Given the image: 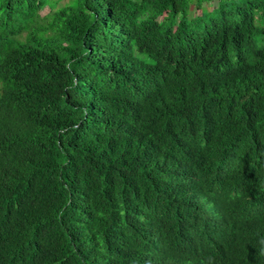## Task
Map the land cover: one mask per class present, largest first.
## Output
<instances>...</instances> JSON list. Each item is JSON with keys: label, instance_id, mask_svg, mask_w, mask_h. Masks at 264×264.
Returning a JSON list of instances; mask_svg holds the SVG:
<instances>
[{"label": "trees", "instance_id": "obj_1", "mask_svg": "<svg viewBox=\"0 0 264 264\" xmlns=\"http://www.w3.org/2000/svg\"><path fill=\"white\" fill-rule=\"evenodd\" d=\"M58 3L0 0V264H264V0Z\"/></svg>", "mask_w": 264, "mask_h": 264}, {"label": "rangeland", "instance_id": "obj_2", "mask_svg": "<svg viewBox=\"0 0 264 264\" xmlns=\"http://www.w3.org/2000/svg\"><path fill=\"white\" fill-rule=\"evenodd\" d=\"M58 1H59L58 7H61L65 3L68 2V0H58ZM215 4H216V2H213V3H211V2L210 3L209 2L208 3H204V4H202L201 9L200 8L198 9V8H196V3H193L190 6V17L200 14V12H202V11L211 10ZM47 12H48V9L45 8L40 14L41 15H45Z\"/></svg>", "mask_w": 264, "mask_h": 264}, {"label": "clouds", "instance_id": "obj_3", "mask_svg": "<svg viewBox=\"0 0 264 264\" xmlns=\"http://www.w3.org/2000/svg\"><path fill=\"white\" fill-rule=\"evenodd\" d=\"M262 254H264V250H262Z\"/></svg>", "mask_w": 264, "mask_h": 264}]
</instances>
